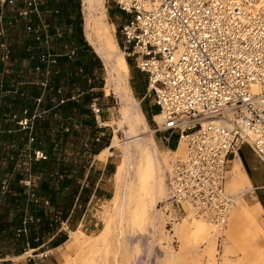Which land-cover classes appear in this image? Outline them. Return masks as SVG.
Instances as JSON below:
<instances>
[{
  "label": "built area",
  "instance_id": "built-area-1",
  "mask_svg": "<svg viewBox=\"0 0 264 264\" xmlns=\"http://www.w3.org/2000/svg\"><path fill=\"white\" fill-rule=\"evenodd\" d=\"M44 2L27 0L19 16H40ZM113 3L123 19L124 55L162 118L156 132L184 145L171 162L161 209L206 221L222 240L235 205L226 190L229 158L246 145L264 165V0ZM8 56L0 43V65ZM91 110L98 119L96 104ZM18 124L25 128L28 120Z\"/></svg>",
  "mask_w": 264,
  "mask_h": 264
},
{
  "label": "rangeland",
  "instance_id": "rangeland-1",
  "mask_svg": "<svg viewBox=\"0 0 264 264\" xmlns=\"http://www.w3.org/2000/svg\"><path fill=\"white\" fill-rule=\"evenodd\" d=\"M26 1L15 0L13 5L0 2V43L5 44L7 50L9 44L14 40L19 43L30 38V35L25 31V21L18 14L25 8ZM81 7L80 4V14H82ZM105 7L107 23L110 25L109 47H112L111 50L115 53L116 61H119L121 57L130 61L126 87L142 112L145 113L151 109L155 115L159 112L152 98L146 97V84L144 85L143 76L134 67L133 61L124 55L123 38L120 33L123 19L116 18L120 17V14L117 12L113 0H106ZM40 16L47 21V16ZM57 30L62 32L60 28ZM42 38L44 39H40L38 45L41 48L50 46V39L47 40L45 33H42ZM97 55L100 58V65L98 66L96 63L93 66L90 84L95 88L90 94L95 97L94 102L100 109V116L98 119L93 118L92 115L82 114L64 117L63 125L68 135L60 150H62L63 162L67 163L74 173L80 171L81 178L84 179L80 180L81 184L87 183L86 178L90 174L93 186L89 185V188L96 187L99 190L104 186L106 190L109 189V193L106 196L102 195L101 198L92 197L89 199L85 209L74 216L71 226L63 227V232L67 236L66 243L53 251L52 254H48L46 258L36 257L35 255L39 251L33 252L31 258H27L29 254L24 255L23 243L19 241L16 236L18 233L13 227L10 226L8 231L0 230V264L10 262L23 264L28 260L30 261L28 264H264V210L259 203V201L264 202V188H256L258 186L253 183L250 190L232 192L228 180L226 190L234 196L235 205L229 214L222 240L218 239L219 234L211 225V234L207 239L204 234H201L196 227L204 220L191 218L189 215L185 216L173 210L168 215L161 209L163 202L168 197L167 177L170 165L174 157L182 156L183 151L180 149V144L183 143L177 145L173 137L156 132L154 116L146 117L148 125L146 130L143 122L137 126V132L143 135V147L146 149L145 154H140L133 148L135 154L133 166L136 169V176L140 178V183L134 185L132 194L128 198L125 197L124 192H121L126 179L135 176L134 172L128 170L119 185L115 174L123 158L124 146L127 145L132 135L131 123L137 116L132 114L130 105L122 102L115 93L114 87L109 83L108 70L103 58L101 55ZM18 60V63L16 61L18 72H21L23 67L30 66L27 59ZM6 65L7 62L0 66L7 73ZM98 67L100 69H97ZM9 74L11 77L12 73ZM31 74L33 80L37 81L39 74L37 72L34 75ZM21 76L24 78V75ZM71 95L75 100L81 96L76 91L71 92ZM130 114L132 115L130 116ZM92 120L95 122L93 129L90 127ZM105 124L108 125L105 126ZM95 138L99 139L96 141L97 144L103 146V149H107L112 155L107 156L113 163L108 178L100 179L98 169L107 157L99 159L91 153V143ZM150 147H152L151 151ZM148 155H154V157L156 155L166 181L165 193L158 196L153 192L154 175L150 173ZM246 155L248 157L246 166L254 175L258 185L264 186V165L252 152H246ZM37 157L41 158L40 155ZM25 159L21 155L11 169L5 165L6 163H3L2 172L5 180L1 185V190L9 191V181L17 177L21 178L19 181L21 199L17 203L18 211L21 219L31 222L35 215L41 212L38 209H29L33 203V191L30 189L32 183L28 184L30 177L25 172L26 170L20 169L21 161ZM231 160H233L232 156L229 158V161ZM22 166L28 168L27 162H23ZM228 168H230L229 163ZM228 170L230 171V169ZM31 177L34 183L38 181V177ZM146 180H149L148 185ZM14 192L12 190V193ZM9 202V199L0 197V226L3 222L6 223L7 219L8 222L10 221V217H7L11 212ZM121 205L123 208H120ZM154 205L155 207H153ZM241 205L246 207L258 227L262 229L260 233L253 232L248 235L246 231L240 230L235 235L230 234V222L234 216L240 214V210L242 212L243 206ZM42 211L44 212L43 209ZM53 235V232H49L41 243H45ZM70 240L75 244H69ZM45 248L40 250H45Z\"/></svg>",
  "mask_w": 264,
  "mask_h": 264
},
{
  "label": "trees",
  "instance_id": "trees-1",
  "mask_svg": "<svg viewBox=\"0 0 264 264\" xmlns=\"http://www.w3.org/2000/svg\"><path fill=\"white\" fill-rule=\"evenodd\" d=\"M80 4L82 6L81 0H45L39 6V13L44 16L45 11H49L47 21L36 14L23 17L30 38L9 44L7 73L0 66V197L10 200L11 210L7 216L10 221L3 222L0 230L8 231L10 226L13 227L23 243V252L42 244L46 235L49 232L55 234L63 223L71 226L74 216L85 209L93 191L89 188V185L93 186L90 174L87 183L81 184L80 180L84 179L80 171L74 173L63 162L60 150L68 135L63 125L64 117L82 114L96 119L91 110L92 104H96L95 97L90 94L95 87L90 84V79L93 66L96 63L99 66L100 62L84 38ZM27 27L31 29L28 31ZM57 28L62 32L56 31ZM42 33L50 39V46L41 48L38 45L39 40L44 39ZM74 44L83 47L84 56ZM21 58L27 59L30 66L18 72L17 63ZM126 61L130 66V61ZM35 72L39 74V81H34L31 76ZM9 73H12L11 77ZM73 91L81 95L78 100L73 99ZM23 120H28L26 128L18 124ZM94 123L92 120L91 129ZM98 140L95 138L91 143L93 156L104 150L97 144ZM21 155L26 159L21 161L20 169L26 170L29 184L32 183L33 203L29 209L41 212L31 222L21 219L18 211L21 178L9 181V191L1 190L5 180L3 163L11 169ZM23 162H27L28 168L22 166ZM31 176L38 177V181L34 183ZM259 202L264 207V202ZM71 211L72 217H69ZM66 237L61 231L55 239L62 244L66 243ZM52 243L54 245V242L47 245Z\"/></svg>",
  "mask_w": 264,
  "mask_h": 264
},
{
  "label": "bare ground",
  "instance_id": "bare-ground-1",
  "mask_svg": "<svg viewBox=\"0 0 264 264\" xmlns=\"http://www.w3.org/2000/svg\"><path fill=\"white\" fill-rule=\"evenodd\" d=\"M105 1L106 0H82L84 33H85L86 41L96 51L95 52L93 50L95 54L97 53L102 56L103 62L108 70L109 83L114 87L115 93L118 95V97L121 99L122 102H126L127 104L130 105L132 114H136L137 116L136 119L134 118L133 122L131 123L132 124L131 126L132 135L129 141L127 142V145L124 146L123 158L115 174L116 181L120 185V183L122 182V179L125 176V172L129 170L130 172L132 171L135 173V176H132V178L130 179H126L123 189L121 190V192H124L125 197L128 198L132 194L131 191L134 185L135 184L138 185L140 183V180H139L140 178L136 176V169L133 166V160L135 158L133 148L138 150L140 154H145L146 152V149H144L143 147V141H142L143 135L137 132V126L144 123V126H145L144 128L146 130L148 125H147V121H146V118L143 112L141 111L139 106L136 104L133 97L130 95L131 93L129 89L126 87V79L129 73L127 61L125 60L124 57H121L119 61H116V58L114 57L115 53L111 50L112 47L111 48L109 47L108 39L111 38L110 29H109L110 25L109 23H107V19H106ZM132 114H130V116ZM154 120L156 124L161 125L162 118L159 114L154 116ZM107 125L108 124H105V126ZM113 145H116V144H113ZM180 149L181 151L184 152L183 144H180ZM149 150L151 151L152 147H150ZM183 152L181 154H183ZM107 156H112V155H110L107 149H105L97 156V158L105 159ZM148 156L150 159V160L148 159V164H149V168L151 171L150 173H153L154 175L153 192L158 196L159 194L165 193L166 181L163 176L164 174H162V169L157 161L158 158H156V155L155 157L154 155L153 156L148 155ZM228 163L230 164V168H228L230 169V171L228 170V173H227L226 187H227L228 180H229L230 191L232 192H244L246 190H250L251 185L248 180V176L243 166L241 165V163L238 160L230 161V162L228 161ZM146 184L147 185L149 184V180H146ZM153 207H155V205ZM120 208H123V206L121 205ZM119 210L120 209L118 208V211ZM205 222L206 221L197 224L198 227L196 228H198L201 234H204V236L207 239L208 235L211 234L210 224L209 223L207 224V222L206 223ZM229 227H230L229 232L231 235L237 234V232L240 230L246 231V234L248 235L252 234L253 232L260 233L262 231V229L258 227V225L256 224V221L253 219L251 213L246 209L245 206H243L242 212L240 210L239 215L234 216V218L230 222ZM68 243L71 245L75 244L74 241H71V240Z\"/></svg>",
  "mask_w": 264,
  "mask_h": 264
},
{
  "label": "crops",
  "instance_id": "crops-1",
  "mask_svg": "<svg viewBox=\"0 0 264 264\" xmlns=\"http://www.w3.org/2000/svg\"><path fill=\"white\" fill-rule=\"evenodd\" d=\"M81 2H82V0H81ZM81 12H82V10H81ZM47 14H50V12L49 11H45V13H44V16H47ZM82 17H83V13H82ZM69 30V32L71 31L70 29H68ZM83 33H84V19H83ZM84 38H85V33H84ZM86 40V39H85ZM87 42V41H86ZM88 43V42H87ZM74 46V48L75 49H77V51L78 52H81V55L82 56H84V49H83V47L82 46H80V45H76V44H74L73 45ZM92 48V47H91ZM85 60L88 62V58L87 57H85ZM92 90H94V89H92ZM158 110V109H157ZM143 114H144V116H145V118L147 117V116H154V112L150 109V110H148V111H145V113L143 112ZM105 150V149H104ZM103 151V150H102ZM101 151V152H102ZM100 152V153H101ZM246 152H252L251 150H250V148L248 147V146H246V145H244V146H242V147H240V149L238 150V152L236 153V157H235V159H233V160H231V161H239L240 163H241V165L243 166V168H244V170H245V172H246V174H247V176H248V180H249V182H250V185H252L253 183L254 184H256L258 187H256V188H260V189H263L264 188V186L263 185H258V183L256 182V179H255V177H254V175L251 173V171L248 169V167L246 166V159L248 158L247 157V155H246ZM99 153V154H100ZM98 154V155H99ZM98 155H96L95 156V158L98 156ZM237 158V159H236ZM230 162V161H229ZM101 166H100V168H98L99 169V171H100V174H99V176H100V179H102V178H108V176L110 175V171L112 170V168H113V163L111 162V160H110V157H107V159H106V161L104 162V163H101L100 164ZM254 166V165H253ZM253 170H254V167H253ZM109 193V189L108 190H106L105 189V187L103 186V187H100L99 188V190H98V188H94L93 189V191H92V194H91V196H90V198H94V197H99V198H101V196L103 195V196H106L107 194ZM89 198V199H90ZM84 199V198H83ZM260 203V202H259ZM261 204V203H260ZM263 207V206H262ZM263 210H264V207H263ZM72 213H73V211H71V214L69 215V217H72ZM263 214H264V212H263ZM63 226L50 238V239H48L47 240V242L46 243H42V244H40V245H38L36 248H34V249H32L34 252H38L39 251V253H36V257H38L39 259H42V258H40L39 257V255L42 253V252H47L48 254H52V252L53 251H56L58 248H60L64 243H62V244H59L58 243V241L55 239V236L58 234V233H60L61 231H64V226H66L67 227V225L65 224V223H63L62 224ZM49 242H54V245H53V243L51 244V246H45L46 244H48ZM55 242H57L59 245H57V243H55ZM44 247H46L45 248V250H40V249H42V248H44ZM25 260V259H24ZM11 261V260H10ZM28 263H30V261L28 260L27 262H25V263H23V264H28ZM8 264H13V262H10V263H8Z\"/></svg>",
  "mask_w": 264,
  "mask_h": 264
},
{
  "label": "water",
  "instance_id": "water-1",
  "mask_svg": "<svg viewBox=\"0 0 264 264\" xmlns=\"http://www.w3.org/2000/svg\"><path fill=\"white\" fill-rule=\"evenodd\" d=\"M93 53L95 54V52L93 51ZM95 56L98 58V56L95 54ZM99 59V58H98ZM100 60V59H99Z\"/></svg>",
  "mask_w": 264,
  "mask_h": 264
}]
</instances>
